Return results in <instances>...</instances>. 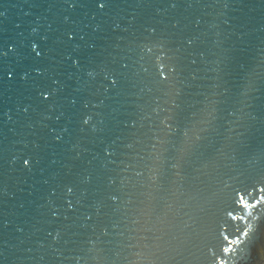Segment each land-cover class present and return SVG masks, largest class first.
<instances>
[{
	"label": "water",
	"instance_id": "95a60500",
	"mask_svg": "<svg viewBox=\"0 0 264 264\" xmlns=\"http://www.w3.org/2000/svg\"><path fill=\"white\" fill-rule=\"evenodd\" d=\"M261 187L264 0H0V264H264Z\"/></svg>",
	"mask_w": 264,
	"mask_h": 264
},
{
	"label": "snow or ice",
	"instance_id": "6c2138e0",
	"mask_svg": "<svg viewBox=\"0 0 264 264\" xmlns=\"http://www.w3.org/2000/svg\"><path fill=\"white\" fill-rule=\"evenodd\" d=\"M259 191L261 192V196L257 203L264 202V187L259 188ZM238 202L246 209L253 207L254 205L250 204L249 201H245V198L243 195L238 196Z\"/></svg>",
	"mask_w": 264,
	"mask_h": 264
}]
</instances>
